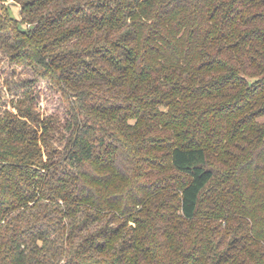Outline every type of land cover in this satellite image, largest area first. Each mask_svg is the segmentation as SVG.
Returning a JSON list of instances; mask_svg holds the SVG:
<instances>
[{
    "label": "trees",
    "instance_id": "trees-1",
    "mask_svg": "<svg viewBox=\"0 0 264 264\" xmlns=\"http://www.w3.org/2000/svg\"><path fill=\"white\" fill-rule=\"evenodd\" d=\"M2 59L0 264H264V0H0Z\"/></svg>",
    "mask_w": 264,
    "mask_h": 264
},
{
    "label": "rangeland",
    "instance_id": "rangeland-1",
    "mask_svg": "<svg viewBox=\"0 0 264 264\" xmlns=\"http://www.w3.org/2000/svg\"><path fill=\"white\" fill-rule=\"evenodd\" d=\"M20 12H21L20 6L11 5L10 13L14 17L20 18L21 15ZM5 60L8 59H2V61H0V97H1L0 112H3L5 108L11 109L10 100L13 98L14 95L13 93L10 92V90H8L9 83L11 84L13 81H17V80L21 81L25 79V77L30 78L32 76L31 74L26 73L23 67L20 66L15 68L17 73L15 75H11V73H13V68L10 67L9 63ZM49 89L50 88L47 84H44L42 89L38 88V93L36 96L39 97L41 95L42 97L40 101L41 106L45 110H47V112H51V113L61 112L62 114L64 111V107L62 105L60 98L54 93V91Z\"/></svg>",
    "mask_w": 264,
    "mask_h": 264
}]
</instances>
